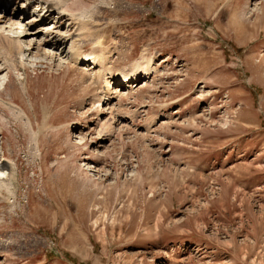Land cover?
<instances>
[{
	"label": "rangeland",
	"instance_id": "rangeland-1",
	"mask_svg": "<svg viewBox=\"0 0 264 264\" xmlns=\"http://www.w3.org/2000/svg\"><path fill=\"white\" fill-rule=\"evenodd\" d=\"M76 1L109 65L13 62L0 264H264V0ZM142 56L110 114L106 81Z\"/></svg>",
	"mask_w": 264,
	"mask_h": 264
},
{
	"label": "bare ground",
	"instance_id": "bare-ground-1",
	"mask_svg": "<svg viewBox=\"0 0 264 264\" xmlns=\"http://www.w3.org/2000/svg\"><path fill=\"white\" fill-rule=\"evenodd\" d=\"M14 1L0 0V91L6 90V84L10 79L9 72L15 69L13 62L19 60V63L25 66L27 58L30 57L52 61L54 55L60 57L66 52L68 62L62 59L60 65L71 62L78 64L85 72H94L96 68L104 72L108 59L100 43L98 42L94 47L96 49L90 52H84L81 46L82 41L94 29L91 24L95 25L93 24L95 20H92L95 15L92 11L95 10H72L71 6L76 0H16V3ZM42 28L44 29L41 30ZM153 62L152 59L142 56L132 63L130 69L119 72L116 78L111 79L116 86H111L109 81H106L101 99L104 109H109L110 114L115 110L112 102L115 98H120L119 88L132 91L136 87L135 83L149 80L154 73ZM93 78L95 79V76ZM11 107L16 110L20 117L18 119L27 127H31V121L24 110L13 105ZM112 121L118 124L123 122L115 117ZM83 140L81 134L78 144L82 145ZM0 150L3 151L1 147ZM15 176V165L10 166L6 160H0V198L3 197L2 189L12 193Z\"/></svg>",
	"mask_w": 264,
	"mask_h": 264
}]
</instances>
